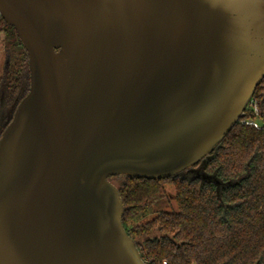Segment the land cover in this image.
I'll return each mask as SVG.
<instances>
[{
	"label": "water",
	"instance_id": "obj_1",
	"mask_svg": "<svg viewBox=\"0 0 264 264\" xmlns=\"http://www.w3.org/2000/svg\"><path fill=\"white\" fill-rule=\"evenodd\" d=\"M30 86L0 136V264H145L114 176L209 156L264 79V0H0Z\"/></svg>",
	"mask_w": 264,
	"mask_h": 264
},
{
	"label": "trees",
	"instance_id": "obj_2",
	"mask_svg": "<svg viewBox=\"0 0 264 264\" xmlns=\"http://www.w3.org/2000/svg\"><path fill=\"white\" fill-rule=\"evenodd\" d=\"M0 34L5 128L30 78L27 53L1 17ZM248 103L257 112L247 105L230 133L194 167L162 180L109 178L123 205L124 230L145 264H264V79Z\"/></svg>",
	"mask_w": 264,
	"mask_h": 264
},
{
	"label": "rangeland",
	"instance_id": "obj_3",
	"mask_svg": "<svg viewBox=\"0 0 264 264\" xmlns=\"http://www.w3.org/2000/svg\"><path fill=\"white\" fill-rule=\"evenodd\" d=\"M5 66H6V56H5V52L3 49V35L0 34V78L3 75ZM111 182H115V181L113 180Z\"/></svg>",
	"mask_w": 264,
	"mask_h": 264
},
{
	"label": "built area",
	"instance_id": "obj_4",
	"mask_svg": "<svg viewBox=\"0 0 264 264\" xmlns=\"http://www.w3.org/2000/svg\"><path fill=\"white\" fill-rule=\"evenodd\" d=\"M248 106L252 107V109L254 110V112H257V108H256V105L253 104V103H248ZM242 123L246 124V125H251L253 126L254 128L258 129V124L253 122V121H242Z\"/></svg>",
	"mask_w": 264,
	"mask_h": 264
},
{
	"label": "flooded vegetation",
	"instance_id": "obj_5",
	"mask_svg": "<svg viewBox=\"0 0 264 264\" xmlns=\"http://www.w3.org/2000/svg\"><path fill=\"white\" fill-rule=\"evenodd\" d=\"M12 116H13V113L10 115V118H12ZM4 129V124H2L1 126H0V133L2 134V130Z\"/></svg>",
	"mask_w": 264,
	"mask_h": 264
}]
</instances>
